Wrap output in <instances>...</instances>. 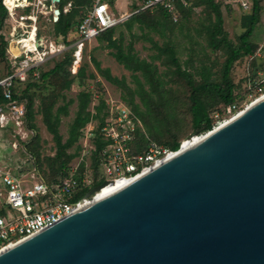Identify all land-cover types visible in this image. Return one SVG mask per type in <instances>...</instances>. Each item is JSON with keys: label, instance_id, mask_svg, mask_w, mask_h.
I'll return each mask as SVG.
<instances>
[{"label": "water", "instance_id": "obj_1", "mask_svg": "<svg viewBox=\"0 0 264 264\" xmlns=\"http://www.w3.org/2000/svg\"><path fill=\"white\" fill-rule=\"evenodd\" d=\"M173 154L0 264H264V95Z\"/></svg>", "mask_w": 264, "mask_h": 264}, {"label": "rangeland", "instance_id": "obj_2", "mask_svg": "<svg viewBox=\"0 0 264 264\" xmlns=\"http://www.w3.org/2000/svg\"><path fill=\"white\" fill-rule=\"evenodd\" d=\"M4 1V0H3ZM2 1V4H3ZM8 1V0H7ZM28 3H33V0H28ZM74 0H65V2L73 3ZM220 12L223 19V31L232 45L239 44L238 37L243 33L240 26V19L243 15L250 13L252 0H249L248 8L243 9L240 5L241 0H219ZM21 3H24L23 1ZM67 3L64 8H67ZM34 4V3H33ZM52 5V4H51ZM32 8L31 6H29ZM130 7V6H129ZM57 8V4H53L52 10L44 11V14H38L37 32L38 36L44 37L47 41L53 42L55 40V30L52 23L53 12ZM203 6L195 8L194 12L189 18L182 19L177 23L172 30L165 27L159 28L158 31L148 28L140 29L137 23H133L131 30L126 29L124 25H117L113 31V39H117L122 34V46L126 47L131 41L134 53L140 58L151 62L157 67L158 77L161 81V90L166 94L170 100L171 112L174 113V121H167L166 125L170 129L166 131L164 123L159 124L160 121H152L153 125L159 126L158 131L162 133L164 140L169 138V133L175 134V140L180 144L185 139L193 136L196 132L201 134L202 131L194 130L191 118L188 112L189 102L188 94L189 89L182 79H179L175 74H172L174 67L165 62V55L161 54L156 47H162L168 44L175 51L176 58L182 69L193 75L196 84L201 83L200 69L204 66L210 73V78L216 82H220L222 74V65L225 61V52L223 50H212L207 45V34L204 28L210 21H214L213 15L210 13V18H207V12L202 11ZM28 10V9H27ZM30 10V9H29ZM18 8L14 11L16 17L24 15L30 11ZM132 8H128L127 12L130 13ZM202 11V12H201ZM64 13V11H63ZM13 14V13H12ZM54 19V18H53ZM78 19V17H76ZM126 21V20H125ZM10 23H13V16L8 15L3 20V30L6 36L11 32ZM72 33L70 38H74ZM264 39V23H260L251 38V42L256 45L257 50L252 56H242L234 64L231 69L230 77L234 85V94L236 96L235 107L240 111L244 110L248 105L254 101L252 92L264 74V48L260 50L262 41ZM77 38L75 39V41ZM75 41L66 46L64 52L52 56L40 70L48 71L53 66L63 59V54L71 52V56L75 50ZM153 43L155 46H153ZM106 41H98V38L91 39L84 43L82 52L80 54V61L73 64V57L69 67H66L68 73L62 74L57 82L62 83L64 79L72 80L69 87L64 86L56 92L55 86L49 80L46 82L39 81L37 76L32 77L26 82H34L28 91L33 102L34 118L32 124L35 126L33 130L28 127L29 121L26 118L25 103L26 100L16 102L17 106L23 108L24 115L20 119H16L13 114V119L8 117L9 124L7 128L0 129V162L3 166L9 167L24 180L33 182H44L53 178V173L50 174L52 161L55 156V145L52 136L46 130L45 124L42 120L41 110L42 104H52L53 109L60 106L67 105L66 115H61L59 124V133L62 137V142L68 138L69 126L75 117L78 103L79 92L86 91L90 95L88 110L95 113V108L101 101L104 103V108L99 112V116L103 117V125L112 123L115 130L117 119L115 120L118 108L123 105L126 109L131 110L129 104L130 95L137 89V81L143 85L144 90H149V86L144 83L143 78L139 73L132 74V72L123 68L118 64L114 57L111 55L113 49L106 47ZM13 42L9 41V49L13 50ZM95 63L98 65L96 67ZM80 68L84 69V78L81 80L77 77V72ZM8 71L7 62L0 59V79L6 76ZM101 71H107L110 76L117 80L123 81L124 86L115 85L107 82ZM134 75L136 78H134ZM22 83V82H21ZM25 84L16 85L18 93L25 89ZM254 93V92H253ZM258 97V96H257ZM133 103L141 110L144 109L140 97L133 95ZM6 103H0L4 114L9 116V110L4 108ZM210 116L213 121L214 127L219 123L226 120L230 115L226 114V110L222 104H217L210 111ZM137 117V116H136ZM138 118V117H137ZM14 121H20L17 125ZM140 127L138 130L145 134L147 140L150 142L151 137L147 132L146 127L139 120ZM99 125V120L93 118L82 129L80 137L77 142L67 150V153L77 151L78 155L69 162V176L78 173L79 167L83 165V178L92 182V159L91 154L95 150L94 131ZM140 125V126H139ZM101 127V129H102ZM165 127V128H164ZM100 129V131H101ZM207 132V131H206ZM101 136V135H100ZM102 138V136H101ZM105 138H102V140ZM104 141V140H103ZM155 143V142H154ZM78 148V149H77ZM102 160L99 164V175L102 177ZM106 180L102 177V181ZM101 184V183H100ZM99 184V185H100Z\"/></svg>", "mask_w": 264, "mask_h": 264}, {"label": "trees", "instance_id": "obj_3", "mask_svg": "<svg viewBox=\"0 0 264 264\" xmlns=\"http://www.w3.org/2000/svg\"><path fill=\"white\" fill-rule=\"evenodd\" d=\"M3 0H0V59L6 61V48L7 41L5 40V33L3 30V20L7 16V11L2 4ZM115 0H109V4L113 6ZM186 5L184 6L180 1L175 0V6L178 10L180 20L178 22H173L170 16L165 12L161 6H157L153 9H145L131 15L126 21L121 23L126 29L131 30L132 24L137 23L140 29L148 28L158 31L159 28H166L172 30L175 25L181 22L182 19H187L194 12L195 8L204 7L202 11L207 12V18H210V13L214 17V21H210L206 29L207 34V45L212 50H223L225 52V61L222 65V74L220 77V82H216L210 78V73L207 68L204 66L199 70L201 83L196 84L193 75L182 69L178 59L176 58L175 51L168 44H164L162 47H156V49L163 55H165V62L174 67L172 71L173 76L175 74L179 79H182L189 89L188 94V112L191 118V123L194 130L206 132L210 131L213 127V121L211 119L209 111L215 107L217 104H222L224 111L228 106L235 105L236 96L234 94V85L232 83L230 73L233 67V64L242 56H252L257 50L256 45L251 42V38L257 28V25L260 23L262 26L263 23V11H264V0H252L250 13L243 15L240 19V26L243 29V33L238 37L239 44L237 46L232 45V43L227 38V35L223 31V19L220 12V3L219 0H184ZM69 2L65 0H59L57 4V10L59 14L57 19L52 18V23L55 30V40L54 43H63L65 46L70 45L73 40L77 38V27L82 21L83 15L85 13V8L90 6L89 0H74L70 4V8L67 12L63 13V6ZM27 11V10H26ZM201 11V12H202ZM78 17V19H76ZM115 27L109 30L104 31L99 34L96 38L98 41H106V47L111 48L114 52L111 55L114 57L116 62L123 66L124 69L132 72V74L139 73L143 78L144 83L149 86V90H144L143 85L137 81V89L133 93H129L131 110L135 116L138 117V120L144 124L147 129V132L150 135L151 141L155 142L162 149L175 152L179 149L180 143L175 140V134L169 133V138L164 140L162 133L157 129L159 126L153 125L152 121H160L159 124L164 123L166 125L167 121H174V113L171 112L170 100L166 97V94L161 90V81L158 77L157 67L151 62L140 59L132 48V42L130 41L126 47L122 46V34L117 39H113V31ZM75 35V39L70 38L71 34ZM153 46L155 44L153 43ZM72 61L71 52L69 54L64 53L63 59L56 63L53 68L48 71H42L41 68L38 69V78L41 82H49L55 86V91L58 92L63 86L65 88L69 87L72 80L64 79L61 85L57 80L62 74L68 73L65 69L69 67ZM96 67L98 65L95 63ZM9 72V67L8 71ZM6 73V74H7ZM104 79L112 84L124 86L123 81L117 80L116 78L110 76L107 71H101ZM134 75V78H136ZM31 74L28 75L27 80L32 78ZM77 77L81 80L84 78V69L80 68L77 72ZM26 80V81H27ZM22 82L14 84L12 91L13 101L19 102L26 100L25 110L26 118L29 120L28 127L33 130L35 126L32 124L34 118L33 111V102L31 95L28 94V91L32 86H35L34 82ZM25 84V89L22 92L18 93L16 91V85ZM253 94V93H252ZM133 95L140 97V101L143 103L144 109L141 110L137 105L133 103ZM79 103L78 108L73 118L69 130L68 138L62 142V137L59 133V124L61 115H66L67 105L60 106L53 109V105L42 104V120L45 124L46 130L52 136V140L55 145V156L52 161L51 170L53 173V178L48 181H44L49 187L54 186L60 179L69 176V162L75 158L78 153L77 151L73 153H67L78 140L81 134V129L89 123L93 118L99 120V125L94 131L95 139L94 145L95 150L91 154L92 159V182L89 187H81L79 192H76L72 200H76L86 194L90 188H93L100 183H102V177L99 175V164H100V150L105 145V142L100 136V129L103 125L104 116L100 117L99 112L104 108V103L101 101L99 105L95 108L96 112L92 113L88 110V103L90 99L89 93L86 91H81L78 94ZM255 95L253 94L252 97ZM4 102L2 95V88L0 87V103ZM153 119V120H152ZM165 128V127H164ZM166 131L169 132V128L166 125ZM134 143L132 144L133 150L135 152H140L146 150L148 145L147 137L145 134L139 130L135 132ZM136 148V149H135ZM78 149V148H77ZM79 172L74 174V178L78 181H81L83 178V165L79 167Z\"/></svg>", "mask_w": 264, "mask_h": 264}, {"label": "built area", "instance_id": "obj_4", "mask_svg": "<svg viewBox=\"0 0 264 264\" xmlns=\"http://www.w3.org/2000/svg\"><path fill=\"white\" fill-rule=\"evenodd\" d=\"M22 1L24 3H21ZM89 1L90 6L85 8L82 21L77 27V40L74 43L75 50L72 55L74 65L80 61L85 42L123 23L139 11L161 6L173 22L180 20L175 0H126V12L121 14L114 12V4L111 6L109 0ZM178 1L186 5L184 0ZM28 2V0H20L19 3L13 0L10 9L6 0L3 1L8 17L13 16V23H10L9 36L5 37L7 41L6 62L9 72L0 79L2 95L6 103L4 108L8 109L10 114L9 116L4 114L0 107V129L7 128L10 123L13 124L12 121H8V117L13 119V114L16 119L24 115L23 108L17 106L12 98L11 89L14 84L24 82L30 74L34 77L38 76V69L52 56L64 52L66 48L63 43L56 44L54 41L49 42L44 37L38 36V14H44L47 10L53 11L54 3L49 0H33L34 4ZM248 2L249 0H241V7L248 8L250 3ZM129 6L132 8L130 13L127 12ZM18 8L25 12L30 9V12H24V15L16 17L14 11ZM69 8L70 3L63 11L67 12ZM53 18H56L54 14ZM262 18L264 23V11ZM10 40L14 45L11 51L9 49ZM263 48L264 39L260 50L262 51ZM261 78L256 83L254 93L252 92L255 95L254 101L264 95V74ZM115 112V120L117 119L115 130L112 123L105 122L100 131L102 138H105L103 139L105 145L99 153L103 165L102 177L108 184L120 179H135L172 153L150 141H148L146 150L135 152L132 144L135 142V132L141 128L140 125V127L136 126L140 122L134 113L123 105ZM240 112L235 105L228 106L226 114L230 117L218 126ZM14 122L17 125L20 121ZM214 128L216 127L212 129ZM90 184V180L86 181L85 177L78 181L72 174L49 187L45 182H33L20 178L13 173L11 168L3 166L0 162V252L41 232L92 202L98 193L93 192L86 196L92 188L80 198L72 200L73 195L79 192L82 186L89 187Z\"/></svg>", "mask_w": 264, "mask_h": 264}, {"label": "bare ground", "instance_id": "obj_5", "mask_svg": "<svg viewBox=\"0 0 264 264\" xmlns=\"http://www.w3.org/2000/svg\"><path fill=\"white\" fill-rule=\"evenodd\" d=\"M15 1H19V3H20V0H15ZM6 2H7L8 7L11 9L12 5H13V0H8V1L6 0ZM203 134H201V136ZM201 136L200 135H193V136L185 139L184 141H182L181 144L183 145V149L188 148L192 143H194L197 140H199L201 138ZM173 155L174 154L172 152L171 154H168L163 160L168 159V158L172 157ZM133 180L134 179H131V180H129V179H120V180L111 182L110 184L106 185L105 187H103L101 190L98 191L94 201L99 200V199H101L103 197H106V196L116 192L117 190L121 189L122 187H124L125 185L129 184ZM10 247H12V246H10ZM10 247H8V248H10Z\"/></svg>", "mask_w": 264, "mask_h": 264}, {"label": "crops", "instance_id": "obj_6", "mask_svg": "<svg viewBox=\"0 0 264 264\" xmlns=\"http://www.w3.org/2000/svg\"><path fill=\"white\" fill-rule=\"evenodd\" d=\"M114 12L117 13H122L126 12V0H115L114 2Z\"/></svg>", "mask_w": 264, "mask_h": 264}]
</instances>
